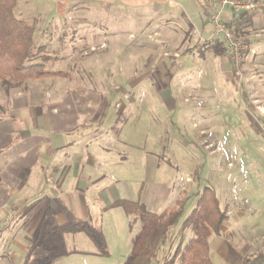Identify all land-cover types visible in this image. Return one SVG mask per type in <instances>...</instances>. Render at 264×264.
<instances>
[{
  "label": "rangeland",
  "instance_id": "1",
  "mask_svg": "<svg viewBox=\"0 0 264 264\" xmlns=\"http://www.w3.org/2000/svg\"><path fill=\"white\" fill-rule=\"evenodd\" d=\"M209 1L17 0L14 16L33 29L36 62L44 64L45 72L59 75L10 87L0 78V136L11 125L33 121L32 107L15 108L9 91L17 95L16 102L26 103L28 98H22L25 95L36 102L41 81L54 82L47 88L60 93L46 98L69 107L71 120L89 114L86 119L101 125L99 133L107 135L111 151L98 154L91 147L92 168L87 176L77 178L82 191L91 179L99 198L82 203L84 221L78 207L67 212L49 205L50 211H45L44 224L38 230L42 231L40 236H17L24 250L19 245L16 258L11 254L14 246L9 242L10 235L23 225L11 209L1 206L0 256L4 257L0 264H23L25 253L40 246L48 252L39 259L41 264L49 256L57 257L48 264H128L144 223L121 207L108 208L118 200L143 203L157 215L185 204L186 212L159 254L158 264L171 259L178 246L193 237L192 230L183 231L182 225L195 209L200 190L212 188L221 199V190L227 186L231 195L233 190L238 197L248 195L249 205H264V197L259 194V190L264 192V178L251 165L264 170V126L256 124L260 115L251 106L254 91L250 81L238 80L244 93L241 96L230 81L235 78L234 72L222 69L228 60L220 64V57L226 59L220 56V50L209 52L205 59L198 52L191 56L185 50L188 36L182 34L184 41L177 47V33H165V38L175 37L165 48L158 41L161 35L154 33L160 25L170 24L169 13L180 18L192 6L202 11L211 9ZM226 11L223 20L231 10ZM156 22L159 27L154 26ZM142 30L145 33L141 35ZM165 52L170 57L164 58ZM175 53L179 55L176 59L172 57ZM94 105H100L96 114ZM50 106H45L48 112L42 120L62 115L61 107L58 114ZM81 121L80 129H85V121ZM88 132L92 134L94 129ZM40 211L34 208L27 212L25 221L30 222L25 232L34 228ZM60 216L64 220H59ZM254 221L256 233L264 232V220L257 217ZM77 224L88 226L95 236H103L105 247L85 233L56 231L60 226ZM236 238L229 239L233 240L232 247ZM216 242L220 243V235L210 238L213 263L228 264L216 252ZM65 251L71 253L64 255ZM176 264L182 263L178 259Z\"/></svg>",
  "mask_w": 264,
  "mask_h": 264
},
{
  "label": "crops",
  "instance_id": "2",
  "mask_svg": "<svg viewBox=\"0 0 264 264\" xmlns=\"http://www.w3.org/2000/svg\"><path fill=\"white\" fill-rule=\"evenodd\" d=\"M193 7L184 10L180 18H175L174 15L169 13L171 25L167 23L159 27L156 22L154 26L159 28L154 33L161 35V39H158V41L167 48L170 42L175 40V37L165 38V33L170 36V32H176L177 40H179L177 47H181L185 36L189 37L185 50L191 56L198 52L205 59L209 57V52L216 49L220 50V56L222 54L226 56V59L220 57V64H223L222 61L228 60L226 67L223 64L222 69L234 72L235 78L229 80L241 96L244 93H242L240 88L241 82L238 80L250 81L249 83L254 91L252 92L251 106L260 115L256 124L264 126V10L257 14L241 15L244 16L243 18L250 19L243 23L238 34L245 39L247 52L242 67L237 70L231 62L221 38L214 37L212 42L208 44L201 42V39L207 40L214 32L213 25L210 22V16L215 12L214 8L202 11L200 8L194 9ZM225 12H227L226 9L223 10V16ZM229 13V17L224 20L227 25L240 17L231 11ZM199 22H201L200 25ZM163 27L169 30L165 31ZM198 27L200 31H198ZM230 28L236 31L235 27ZM162 31L165 32L162 33ZM197 32L199 36L196 34ZM143 33H145V30H142L141 35ZM182 34L185 35L183 38L181 37ZM137 44L144 48L142 44ZM205 48L208 49L204 52ZM163 56L168 58L170 54L165 52ZM178 56L175 53L172 57L176 59ZM46 83V81H41L40 88L37 89L39 90V95L34 97L36 102H33L29 95L21 96L22 98H28L26 103L25 101L16 102L17 95L12 90L9 91L8 94H10L11 98H14L12 105L16 106L15 108L32 107L36 114L33 112V121L26 124L17 123L11 125L0 136V154L2 155L0 162L5 163V165H0V208L5 204L14 213L13 217L19 218V223L24 226L14 229L10 235L9 242H12L11 244L14 246L11 254L14 258L19 257L17 249L20 243L17 236H38L42 232H38V230L44 224V214H46V210H49V205L52 206V209L61 207L67 212H71L73 208L76 209L78 207V211L81 214L80 220L84 221L85 211L82 209V203L84 201L86 203L89 201L97 202L99 198L96 197L97 191L92 189L94 186L91 179H89L90 182L85 184L82 191V183L78 182L77 178L81 175L87 176L89 168H92L89 165L92 160L90 158L93 155L91 147H95L96 151H94L98 154H102L105 151L109 154L111 151L106 139L107 135L102 132L99 133L100 124L90 123L93 120L86 119L90 116L89 114L86 115V118L83 115H79L76 119L71 120L69 107L64 103H54L47 99L52 97V95H55L54 97L58 96L60 91L47 88L55 84L54 82ZM43 96L45 97L43 98ZM79 96H81V92ZM49 104L55 112L58 110V114L60 113L59 107H61L62 115L56 119L49 120L47 118L48 120H42L46 112H48L45 106H49ZM99 106H93L95 114ZM81 120L85 121V129H80L83 124ZM89 124H92V127H88ZM89 129H94V132L90 134L88 132ZM12 135H15V138H12ZM83 161L87 163L83 164ZM251 165L257 171L259 177L263 179L264 170L253 163ZM224 176L230 182L229 174ZM230 193L231 191L227 186H224L221 190L222 197L219 200L221 208L227 213V220L220 228V243L216 242V252L228 264H232L233 260L236 259H238L236 264H257L264 257V232L256 233L254 218L259 217L264 220V205L261 207L251 206L248 204V195L245 196L244 194L245 197L242 196L241 198L238 197V193L235 190L232 192L233 196ZM81 194L85 196L83 197ZM259 194L264 197L262 190H259ZM34 208L41 210L39 219L35 221V225L33 224V229H27L25 232V225L30 222L25 221L27 220L25 215ZM88 216H90V213ZM60 217L59 220H64L63 216ZM61 222L62 225L64 221ZM214 235L216 236L217 234ZM221 236L226 238H221ZM232 236H238L239 238L235 239L236 244L233 247L230 245L233 244V240H229ZM254 236H261V238ZM27 241L29 239L24 240V242ZM19 249L24 250L22 245H20ZM230 250H233V253ZM25 256L26 253L24 259Z\"/></svg>",
  "mask_w": 264,
  "mask_h": 264
},
{
  "label": "trees",
  "instance_id": "3",
  "mask_svg": "<svg viewBox=\"0 0 264 264\" xmlns=\"http://www.w3.org/2000/svg\"><path fill=\"white\" fill-rule=\"evenodd\" d=\"M16 6L17 0H0V78L4 80L7 87L11 84H21L29 80L59 75L45 72L44 64L36 62L33 29L24 20L14 16ZM243 17L234 19L228 25L236 28L234 33L237 37L240 36L238 34L243 23L250 19ZM41 48H38V51H41ZM197 198L195 209L182 225L183 231L192 230L193 237L186 244H180L174 256L171 259H165L163 264H176L178 259L182 264H214L210 254V238L214 234H220V228L227 220V213L221 208L220 200L214 189L206 187L203 191L200 190ZM115 207L123 208L129 216L140 217L144 223V229L133 247L132 257L128 264H158L159 254L186 212L185 204L181 203L177 209L161 215L151 213L143 203L129 200H118L110 206V208ZM56 231L60 234L85 233L92 241L105 247L103 236H95L84 224L59 227ZM41 247L29 249L23 264H41L39 259L48 253L45 248ZM69 253L63 252L64 255ZM34 254L36 256H33ZM56 257L49 256L45 264L50 263Z\"/></svg>",
  "mask_w": 264,
  "mask_h": 264
},
{
  "label": "built area",
  "instance_id": "4",
  "mask_svg": "<svg viewBox=\"0 0 264 264\" xmlns=\"http://www.w3.org/2000/svg\"><path fill=\"white\" fill-rule=\"evenodd\" d=\"M209 4L215 10L210 16L214 32L207 40L201 39V42L208 44L212 42L214 37L221 38L231 62L239 70L244 62L247 45L243 39L236 36L234 31L221 18L223 10L229 9L238 16L257 14L264 10V0H212L209 1ZM258 264H264V258Z\"/></svg>",
  "mask_w": 264,
  "mask_h": 264
}]
</instances>
